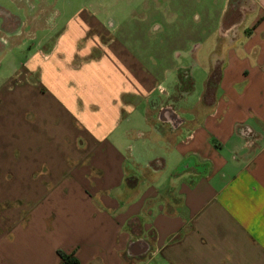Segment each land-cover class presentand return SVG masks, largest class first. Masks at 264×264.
<instances>
[{
  "label": "crops",
  "instance_id": "obj_1",
  "mask_svg": "<svg viewBox=\"0 0 264 264\" xmlns=\"http://www.w3.org/2000/svg\"><path fill=\"white\" fill-rule=\"evenodd\" d=\"M235 7L193 100L132 52L106 83L56 51L0 96V264H264V0ZM135 113L159 144L129 161Z\"/></svg>",
  "mask_w": 264,
  "mask_h": 264
},
{
  "label": "rangeland",
  "instance_id": "obj_2",
  "mask_svg": "<svg viewBox=\"0 0 264 264\" xmlns=\"http://www.w3.org/2000/svg\"><path fill=\"white\" fill-rule=\"evenodd\" d=\"M236 2L30 0L26 7L20 9L16 0H0V6L20 14L22 21L28 20L13 37L5 33L6 43L1 41L0 96H16L18 89L27 84L25 75L31 71V64L49 56L53 61L59 51H70L72 55L67 63L73 67H89L83 72L82 79L97 78L106 83L116 79L113 63L116 53L132 52L154 68L167 69L165 85L178 78L177 68L188 70L191 93L187 96L193 100L202 92L205 68L216 38L222 34V21L232 17ZM93 44L95 46L92 47ZM89 47L90 53L82 54ZM34 79L33 73L28 76L29 81ZM186 84L187 89L189 83ZM147 129L145 121L137 113L116 129V134L123 133L119 144L127 149L129 161L132 160V151L136 153L139 148L141 153L149 148L151 153H157L159 142L154 140L153 133L147 136ZM137 130L146 136L136 137ZM124 131L128 132L127 136H124Z\"/></svg>",
  "mask_w": 264,
  "mask_h": 264
},
{
  "label": "flooded vegetation",
  "instance_id": "obj_3",
  "mask_svg": "<svg viewBox=\"0 0 264 264\" xmlns=\"http://www.w3.org/2000/svg\"><path fill=\"white\" fill-rule=\"evenodd\" d=\"M18 18L15 16H12L9 12H7L5 9H3L0 6V32L3 33H13L18 28ZM1 44V41H0ZM179 81L182 83V85L186 84L187 82L190 84V75L189 71L186 69H182L179 72ZM188 84V85H189ZM187 85V84H186Z\"/></svg>",
  "mask_w": 264,
  "mask_h": 264
},
{
  "label": "trees",
  "instance_id": "obj_4",
  "mask_svg": "<svg viewBox=\"0 0 264 264\" xmlns=\"http://www.w3.org/2000/svg\"><path fill=\"white\" fill-rule=\"evenodd\" d=\"M217 73H212L210 76V79L215 78ZM59 257H60V263L59 264H80L79 260L76 258L74 252L66 253L62 250L57 251Z\"/></svg>",
  "mask_w": 264,
  "mask_h": 264
}]
</instances>
